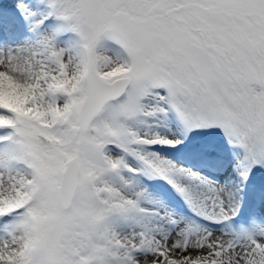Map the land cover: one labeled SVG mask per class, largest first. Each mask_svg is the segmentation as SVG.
Here are the masks:
<instances>
[{
  "label": "snow or ice",
  "instance_id": "1",
  "mask_svg": "<svg viewBox=\"0 0 264 264\" xmlns=\"http://www.w3.org/2000/svg\"><path fill=\"white\" fill-rule=\"evenodd\" d=\"M0 264H264V0H0Z\"/></svg>",
  "mask_w": 264,
  "mask_h": 264
}]
</instances>
